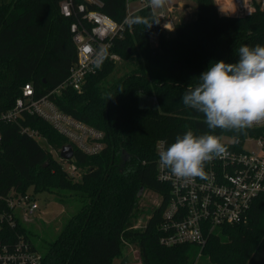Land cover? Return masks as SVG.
<instances>
[{
  "label": "trees",
  "instance_id": "obj_1",
  "mask_svg": "<svg viewBox=\"0 0 264 264\" xmlns=\"http://www.w3.org/2000/svg\"><path fill=\"white\" fill-rule=\"evenodd\" d=\"M63 1L0 0V114L14 107L26 84L42 97L70 75L77 51L70 31L73 18L60 12ZM102 1V13L118 23L125 20L127 0ZM252 1L250 13L231 16L221 15L215 0H194L196 18L176 23L173 37L166 35L151 6L144 7L130 16L110 50L127 63L125 74L117 77L119 65L105 57L81 92L65 89L52 96L62 112L104 133V148L97 155L72 144L69 161L79 168V180L50 150L21 132L37 131L60 153L71 143L51 124L30 114L20 125L1 124L0 193L15 189L24 194L33 188L56 194L67 206L78 204L50 238L21 226L42 264H117L124 241L138 250L141 264H264V193L254 200L246 224L218 228L204 247L162 244V208L156 206H150L145 227L134 228L143 192L164 198L169 191L157 179L158 142L169 144L188 130L211 132L225 147L226 138L264 137V128L208 129L203 114L181 102L209 61L235 62L241 44H264V9L261 1ZM133 17L148 23H134Z\"/></svg>",
  "mask_w": 264,
  "mask_h": 264
},
{
  "label": "built area",
  "instance_id": "obj_2",
  "mask_svg": "<svg viewBox=\"0 0 264 264\" xmlns=\"http://www.w3.org/2000/svg\"><path fill=\"white\" fill-rule=\"evenodd\" d=\"M140 1L144 4L143 8L153 6L150 0ZM250 1L229 0L232 5L227 12L235 15L237 9ZM102 6V0H83L82 3L65 0L60 4L63 17L73 18L70 31L76 46L77 61L64 83L45 96L36 97L33 85L26 84L14 107L0 114V126L20 125L25 114L35 115L51 124L69 140L71 146L74 144L83 153L93 156L103 150L102 131L62 112L52 100V96L65 89L76 92L83 90L87 76L103 65L95 66L97 53L103 51L104 59L108 57L116 64L122 62L121 57L110 50L114 39L121 36L135 12H128L125 20L118 23L100 11ZM157 17L165 18L164 14ZM263 128L264 120L247 127L250 130ZM21 132L33 138L41 137L37 131L29 128H22ZM2 140L0 131V157ZM225 144L227 147L223 154L214 155L203 162L202 177L178 178L159 162L158 153L168 144L164 141L157 143V179L169 186L164 198L151 192L155 195L154 206L162 208V244L204 247L218 228L248 222L254 200L264 193V137L249 136L244 140L226 138ZM59 161L73 178L80 174L74 162L60 157ZM35 194L33 188L24 194L15 189L0 193V264H42L40 252L21 229L40 209Z\"/></svg>",
  "mask_w": 264,
  "mask_h": 264
},
{
  "label": "clouds",
  "instance_id": "obj_3",
  "mask_svg": "<svg viewBox=\"0 0 264 264\" xmlns=\"http://www.w3.org/2000/svg\"><path fill=\"white\" fill-rule=\"evenodd\" d=\"M150 2L155 7L162 4V0ZM132 19L134 23H148L142 17ZM236 54L235 62L209 61L197 82L181 96L186 108L203 114L208 129L243 130L264 120V44H241ZM103 60L101 51L94 59L95 66L100 67ZM224 152L225 146L216 135L188 130L160 150L158 158L174 176L191 178L202 177L203 162Z\"/></svg>",
  "mask_w": 264,
  "mask_h": 264
},
{
  "label": "rangeland",
  "instance_id": "obj_4",
  "mask_svg": "<svg viewBox=\"0 0 264 264\" xmlns=\"http://www.w3.org/2000/svg\"><path fill=\"white\" fill-rule=\"evenodd\" d=\"M128 12L133 13L143 8L144 4L140 0H127ZM261 6H263V1ZM219 11L228 14V9L232 5L229 0H215ZM152 10L156 15L164 14L165 18L162 20L163 28L166 35L169 37L174 36V25L182 21H192L196 18L195 2L194 0H162V4L159 7L152 6ZM263 8V7H262ZM253 9V1L244 5L243 8L237 9L235 15H245ZM151 44H157V35L151 37ZM127 63L120 62L117 70V77L126 73ZM35 140L45 149L50 150L55 158L59 159V153L52 150L47 142L42 137H36ZM80 172V171H79ZM81 174V172H80ZM76 176L75 180H79L81 175ZM40 209L36 212L32 220L27 223V227L34 230L37 235L49 238L59 232L63 223L71 217L77 210V202L74 201L71 206L65 205L58 200V196L54 193L39 192L35 194ZM155 195L151 192H143L140 198L139 210L141 211L137 222L135 223V229H142L145 227L148 211L150 206L154 207ZM33 243L38 248L39 242L33 240ZM121 256L116 259L117 264H122L124 258L127 257L128 262L125 264H140L139 252L133 245L127 242L122 243Z\"/></svg>",
  "mask_w": 264,
  "mask_h": 264
},
{
  "label": "water",
  "instance_id": "obj_5",
  "mask_svg": "<svg viewBox=\"0 0 264 264\" xmlns=\"http://www.w3.org/2000/svg\"><path fill=\"white\" fill-rule=\"evenodd\" d=\"M221 15H225L223 13H221ZM60 158H62L63 160H71L74 157V150L73 147L71 145H66L64 146L60 153H59ZM126 262H128L127 257L124 258L122 264H125Z\"/></svg>",
  "mask_w": 264,
  "mask_h": 264
},
{
  "label": "crops",
  "instance_id": "obj_6",
  "mask_svg": "<svg viewBox=\"0 0 264 264\" xmlns=\"http://www.w3.org/2000/svg\"><path fill=\"white\" fill-rule=\"evenodd\" d=\"M263 3H264V1H263ZM263 9H264V4H263ZM220 13H223L222 11L220 12ZM223 14H225V13H223ZM229 14V13H228ZM225 15H227V14H225ZM229 15H231V14H229ZM231 16H236V15H231Z\"/></svg>",
  "mask_w": 264,
  "mask_h": 264
}]
</instances>
